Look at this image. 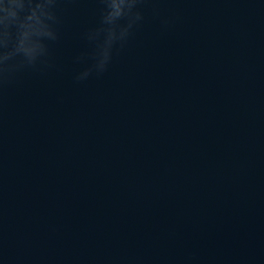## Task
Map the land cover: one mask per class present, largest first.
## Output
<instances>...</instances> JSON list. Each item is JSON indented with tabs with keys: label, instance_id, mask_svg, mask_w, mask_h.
<instances>
[{
	"label": "water",
	"instance_id": "1",
	"mask_svg": "<svg viewBox=\"0 0 264 264\" xmlns=\"http://www.w3.org/2000/svg\"><path fill=\"white\" fill-rule=\"evenodd\" d=\"M101 7L0 84V264H264V0H147L77 81Z\"/></svg>",
	"mask_w": 264,
	"mask_h": 264
},
{
	"label": "clouds",
	"instance_id": "2",
	"mask_svg": "<svg viewBox=\"0 0 264 264\" xmlns=\"http://www.w3.org/2000/svg\"><path fill=\"white\" fill-rule=\"evenodd\" d=\"M146 2L99 0V22L84 33L93 47L76 58L83 62L87 56L91 62L75 74V80L84 81L108 69L114 53L126 46L143 20L140 5ZM59 3L60 0H0V84L25 68L48 65V42L58 39Z\"/></svg>",
	"mask_w": 264,
	"mask_h": 264
}]
</instances>
